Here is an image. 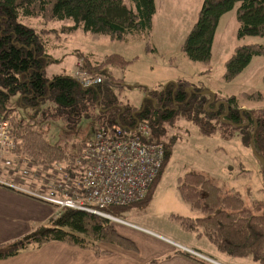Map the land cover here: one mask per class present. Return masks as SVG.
Segmentation results:
<instances>
[{
	"label": "trees",
	"instance_id": "trees-1",
	"mask_svg": "<svg viewBox=\"0 0 264 264\" xmlns=\"http://www.w3.org/2000/svg\"><path fill=\"white\" fill-rule=\"evenodd\" d=\"M233 8L238 22L236 36L264 40V0H203L182 44V51L189 59L209 62L219 19ZM155 10L154 0H129V4L126 0H0V118L9 126V135L15 145L12 154L17 159L16 167L22 160L34 166L62 164L72 175L75 162L89 143L76 141L74 130L95 108L98 109V114L94 115L98 124L96 133L114 125L130 130L139 123H147L155 142H160L159 137L164 135V125L177 116L200 125L205 134L215 131L218 125L230 129L246 127L243 139L264 165V110L241 109L236 96L224 98L214 94L208 98L203 89L186 81L144 89L146 96L139 108L119 105L113 94V86L119 80L110 75L109 67H123L126 60L110 54L93 65L87 57L78 56L77 60L82 59V69L87 75L102 79L86 88L74 75L60 73L47 78L44 71L55 60L48 53L46 32L18 20L22 15L40 16L45 20H71L73 24L62 27V31L70 34L83 30L107 35L120 42L130 37L147 41ZM254 57L264 58V44L236 47L224 64V81L233 80ZM245 96L262 100L260 92ZM12 100L21 110L30 111L32 115L19 117L16 108L10 104ZM201 115L218 125L206 129L209 123L201 122ZM53 122L57 124V133L47 135L43 128L51 127ZM163 146L164 165L169 159L170 147ZM159 176L144 203L150 201ZM0 186L13 190L1 183ZM177 189L181 199L202 214L197 218L174 216L184 230L205 237L226 255L249 256L264 264V213L257 212L260 204L247 207L238 194L223 190L212 179L196 172L178 178ZM134 205L111 206L103 212L118 218L121 211ZM50 242L91 250L97 255L105 252L100 248L101 243L135 249L132 241L118 233L110 220L86 211L64 208L47 223L36 226L17 240L0 244V260ZM178 253L200 264H210L188 252Z\"/></svg>",
	"mask_w": 264,
	"mask_h": 264
},
{
	"label": "rangeland",
	"instance_id": "rangeland-1",
	"mask_svg": "<svg viewBox=\"0 0 264 264\" xmlns=\"http://www.w3.org/2000/svg\"><path fill=\"white\" fill-rule=\"evenodd\" d=\"M154 2L156 10L147 41L130 37L127 41L120 42L107 35L86 33L83 30L70 34L62 31V27L73 24L71 20H45L40 16L23 15L19 16L18 20L37 30H45L48 53L50 58L55 60L44 71L47 78L60 73L73 75L75 69L79 67L78 56L87 57L93 65L110 54L120 55L126 60L127 63L123 67H109L110 75L119 80L118 84L113 86V94L119 105L139 108L146 96L144 89H157L170 82L186 81L195 88L203 89L208 98H212L214 94L224 98L236 96L242 105L241 109L264 110L263 99L256 100L245 96L264 89L263 57H254L233 80L225 82L223 79L224 64L236 47L253 43L264 44L261 37L236 36L238 22L235 8L219 19L210 60L203 63L192 61L182 51L183 41L197 18L203 0H154ZM126 3L129 4V0H126ZM10 104L16 108L19 117L28 118L32 115L30 111L21 110L15 100ZM96 114L98 109L95 108L90 116L80 120L73 133L76 141L88 143L94 138L98 127L94 121ZM199 119L201 122L209 123L204 125L206 129L217 124L203 115L199 116ZM50 124L51 127L43 128L44 132L47 135L56 134L57 124L55 122ZM163 128L164 135L159 137V140L163 145H169L170 154L168 161L164 165L162 163L163 168L161 166L162 171L160 169L161 174L160 176L158 174L159 180L150 201L133 204L134 206L121 211L118 218L108 214L110 216L108 220L112 222L116 231L138 230L157 240L163 238L171 242H180L227 264H260L249 256L233 257L219 252L205 237H197L195 233L184 230L180 221L174 218L202 216L200 211L192 209L181 199L177 189L178 178L188 172L202 174L212 179L223 190L238 194L247 207L252 208L260 204L257 212L264 213V165L248 142L243 139L247 128L230 129L218 125L215 131L210 133L207 131L205 134L201 132L200 125L182 116H177ZM6 158L12 161V166L6 168L1 164L0 178L7 173L6 170H14L13 174L20 175L19 179L33 180L35 182L33 187H39L38 183L43 185V180L56 174L58 168L68 170L62 164L34 166L24 160L16 167L17 159L13 154ZM24 171L30 174L23 175Z\"/></svg>",
	"mask_w": 264,
	"mask_h": 264
},
{
	"label": "built area",
	"instance_id": "built-area-1",
	"mask_svg": "<svg viewBox=\"0 0 264 264\" xmlns=\"http://www.w3.org/2000/svg\"><path fill=\"white\" fill-rule=\"evenodd\" d=\"M79 61L73 73L79 82L85 88L100 83L102 79L87 75L82 59ZM14 149L8 123L0 118V160L6 168L12 166L6 156ZM164 157V146L152 141L147 123H139L130 130L114 125L95 134L75 162L72 175L58 168L56 174L43 180V185L38 183L39 187L21 190L32 199L51 205L55 209L53 217L61 209L69 208L110 219L103 212L106 208L129 206L146 198ZM27 174L30 173L23 172Z\"/></svg>",
	"mask_w": 264,
	"mask_h": 264
},
{
	"label": "crops",
	"instance_id": "crops-1",
	"mask_svg": "<svg viewBox=\"0 0 264 264\" xmlns=\"http://www.w3.org/2000/svg\"><path fill=\"white\" fill-rule=\"evenodd\" d=\"M260 94L264 101V89ZM6 172L1 176L0 183L13 190L23 192L21 189L35 185L31 179H19V176L13 174L14 170L9 169ZM13 190L0 186V244L17 240L36 226L47 223L55 211L51 205ZM118 233L132 241L135 249L128 250L115 244L101 243L100 248L105 252L97 255L91 250L61 242H50L37 249L23 251L13 257L0 260V264H150L153 261L156 262L155 264H200L182 256L179 251L188 252L210 264H227L191 249L183 243L171 242L152 233L149 234L160 240L142 234L138 230L128 229Z\"/></svg>",
	"mask_w": 264,
	"mask_h": 264
},
{
	"label": "water",
	"instance_id": "water-1",
	"mask_svg": "<svg viewBox=\"0 0 264 264\" xmlns=\"http://www.w3.org/2000/svg\"><path fill=\"white\" fill-rule=\"evenodd\" d=\"M253 150V149H252ZM260 161L262 162V159L259 157Z\"/></svg>",
	"mask_w": 264,
	"mask_h": 264
}]
</instances>
